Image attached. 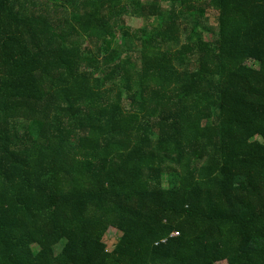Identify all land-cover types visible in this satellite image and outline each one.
I'll list each match as a JSON object with an SVG mask.
<instances>
[{"label": "trees", "instance_id": "obj_1", "mask_svg": "<svg viewBox=\"0 0 264 264\" xmlns=\"http://www.w3.org/2000/svg\"><path fill=\"white\" fill-rule=\"evenodd\" d=\"M220 261L264 264V0H0V264Z\"/></svg>", "mask_w": 264, "mask_h": 264}, {"label": "rangeland", "instance_id": "obj_2", "mask_svg": "<svg viewBox=\"0 0 264 264\" xmlns=\"http://www.w3.org/2000/svg\"><path fill=\"white\" fill-rule=\"evenodd\" d=\"M127 25L132 28L135 32L137 30H140L143 28L144 24L140 19H127ZM121 233L115 229H111L105 236V242L108 245V248L110 251H113L119 238H120ZM217 264H225V261H220Z\"/></svg>", "mask_w": 264, "mask_h": 264}]
</instances>
